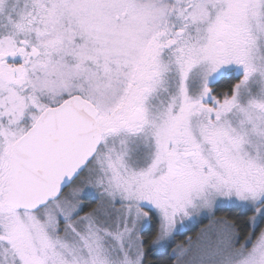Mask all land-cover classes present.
I'll return each mask as SVG.
<instances>
[{
    "label": "snow or ice",
    "instance_id": "6c2138e0",
    "mask_svg": "<svg viewBox=\"0 0 264 264\" xmlns=\"http://www.w3.org/2000/svg\"><path fill=\"white\" fill-rule=\"evenodd\" d=\"M0 264H264V0H0Z\"/></svg>",
    "mask_w": 264,
    "mask_h": 264
},
{
    "label": "trees",
    "instance_id": "16d2710c",
    "mask_svg": "<svg viewBox=\"0 0 264 264\" xmlns=\"http://www.w3.org/2000/svg\"><path fill=\"white\" fill-rule=\"evenodd\" d=\"M191 235H193V236H194V235H195V233H191Z\"/></svg>",
    "mask_w": 264,
    "mask_h": 264
}]
</instances>
